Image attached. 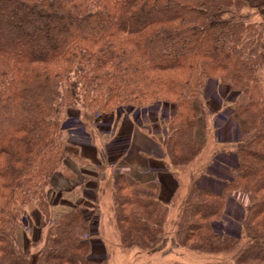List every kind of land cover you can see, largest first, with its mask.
Returning a JSON list of instances; mask_svg holds the SVG:
<instances>
[{
    "label": "trees",
    "instance_id": "trees-1",
    "mask_svg": "<svg viewBox=\"0 0 264 264\" xmlns=\"http://www.w3.org/2000/svg\"><path fill=\"white\" fill-rule=\"evenodd\" d=\"M250 16L243 0H0V264L103 262L91 258L90 218L80 206L49 220L50 179L76 157L62 139L75 120L66 109H79L86 123L94 113L163 105L159 146L166 166H182L203 146L197 127L209 114L211 80L234 90L241 140L217 157V180L191 187L173 240L231 255L205 264H264V23ZM233 190L246 202L235 235L212 225ZM30 207L45 228L35 254L19 239ZM111 208L120 246L152 251L165 239L168 207L158 198L120 179Z\"/></svg>",
    "mask_w": 264,
    "mask_h": 264
},
{
    "label": "rangeland",
    "instance_id": "rangeland-1",
    "mask_svg": "<svg viewBox=\"0 0 264 264\" xmlns=\"http://www.w3.org/2000/svg\"><path fill=\"white\" fill-rule=\"evenodd\" d=\"M243 1L245 3V9L251 15V23H264V0H249V3H247V1L245 0ZM262 71V86L264 87V70ZM214 90L217 91L216 94H214ZM233 91V89L228 88L227 85L225 86V84L221 83L220 81L211 80L207 83L205 87L204 98H206L205 107L208 110L209 114L203 116V123L202 121H200L197 127L198 138L199 140L203 141V146L200 150V153L186 165L175 167H171L169 165L166 166L167 170L170 171V174H172L173 179L175 180L177 190L170 198V201L166 203L168 211L166 214L165 224L163 226V232L165 234V239L163 240V242L158 244L157 248L152 251L134 247L124 248L120 246L118 240V230L115 224V219L113 218V212L111 208V187L110 190H106V192H103V194L99 196V199L96 203L98 204L95 210L96 213L91 211L90 207L85 209L81 207V210L90 218V224L87 228V237L90 236L91 238V247L92 242L95 240L98 241V243L101 244L103 248L106 246V253L103 256H93L90 252L92 260L103 261L101 264H205L209 262H230L231 255L227 256L222 254H205L190 250L186 246H180L173 240V234L176 229V221L179 216L181 205L184 202L191 187H204L207 186V182L209 181L210 183L208 185L210 186L211 181H213L211 180V178L217 180L216 178L218 176L213 170L215 168L214 163H216L217 157L220 158V155L223 156L224 154L231 153L230 151H227L230 149L232 150L234 145L239 142V140H241V135L239 136L238 134L237 124L235 122L234 116L235 104L233 101L235 99L231 98V95L234 94ZM163 107L165 108V106ZM228 107L231 110H229ZM133 110L135 111L136 108H134ZM116 112L94 113L91 121H86V123L85 121L83 123V121L81 120V113L77 108L66 109L64 114H72L70 118L75 119V122H73L74 120H71L72 122H67V125L74 123V127L76 128L69 132L80 130L79 133H81V130L85 129L87 131L86 135L93 136L95 134L100 135L102 130H106L108 128V122L106 125L102 124L101 122L106 123L105 121H110L112 114L121 119V117L117 116ZM162 113H164L166 116H168L169 114L167 109L163 110ZM95 128L97 129L95 130ZM165 134L163 135V138L165 137ZM103 137L107 141L110 136L106 134L103 135ZM68 138L69 137H67L64 132L62 134V139L65 141V144H67ZM222 140L225 141L224 144ZM158 147L160 150L159 155H162L164 159L165 156L163 154L162 148L160 146ZM68 159L73 162H77L79 160L78 157L65 158L62 161L61 166L53 173L50 179L49 186L47 187V192L49 191L51 181L60 169L63 173V175L61 174L62 177H66V174H68L69 177H67L66 179L74 178L72 172H69V170L64 168L63 165V163H65V161ZM81 163L83 164V162ZM228 167L230 170H226L228 171V174H231V169L233 167ZM222 168L221 170H218L221 175L223 172ZM112 171V168H110L111 175ZM229 179L230 178L228 177L226 180ZM117 183L118 181H116L115 179L112 186H116ZM212 185L214 186V188L220 187V184H217L216 182H214ZM84 192H86L85 189ZM171 193L172 189L166 192V195L168 194L169 197ZM157 195L158 194L156 193V196ZM230 197L233 198L234 202L232 206L227 203ZM245 206L246 202L243 198H241L240 192L237 190H233L232 192H230L228 197H226V201L222 208V211L220 212L219 216L213 219L212 225H214L216 229L222 230L224 234L226 233L235 235V233H239L241 230L240 226L243 222V217L245 214ZM34 210L35 209L33 207L27 208L25 216H23V219L25 220H22L21 222V230H25V234L29 237L28 250L32 254L37 253L42 246V242H40L39 240L34 242L35 239L30 238L36 225L32 217ZM50 218L51 217L49 213V220L53 222ZM44 231L45 228H43V230L41 231V235L42 232L44 233ZM215 236L218 237L217 235ZM30 264H34L33 259L31 260Z\"/></svg>",
    "mask_w": 264,
    "mask_h": 264
},
{
    "label": "crops",
    "instance_id": "crops-1",
    "mask_svg": "<svg viewBox=\"0 0 264 264\" xmlns=\"http://www.w3.org/2000/svg\"><path fill=\"white\" fill-rule=\"evenodd\" d=\"M245 1L249 3V0ZM67 116L70 117L72 114ZM105 122L101 123L106 125L108 122L109 126L102 130L100 135H86L85 129H82L81 133L80 130L65 132L69 137L66 150L79 160L73 162L68 159L63 163L64 168L74 175L73 179H66L69 177L68 174L62 177L60 169L51 181L47 199L52 221L74 206L84 209L90 207V210L95 212L99 196L111 189L115 179L116 181L123 179L129 190L140 194H152V197H157L163 203H168L177 190L163 156L159 155L160 150L155 138V140L151 138V135L132 119H119L112 114L110 121ZM106 134L110 136L107 141L103 137ZM222 142L225 143L223 140ZM110 168L113 170L112 175ZM222 169L225 170L224 167ZM171 189L172 193L168 197L166 192ZM227 203L232 206L233 198L230 197ZM32 217L36 225L30 238H34L36 242L41 235L40 215L34 210ZM28 238L25 230L20 229L19 239L24 250L28 249ZM105 247L95 240L92 242L90 252L93 256H103L106 253Z\"/></svg>",
    "mask_w": 264,
    "mask_h": 264
},
{
    "label": "built area",
    "instance_id": "built-area-1",
    "mask_svg": "<svg viewBox=\"0 0 264 264\" xmlns=\"http://www.w3.org/2000/svg\"><path fill=\"white\" fill-rule=\"evenodd\" d=\"M165 108L163 105L154 104L149 107H143L139 110H133L132 107L126 106L122 110L117 111L116 114L123 119H132L136 122L138 126H140L143 130L147 131L151 138H155L154 140L157 142L158 146L161 142L166 140V121L167 116L162 113ZM73 126V127H72ZM67 125V130L76 129L75 125ZM165 137L163 138V135ZM147 197H152V194L143 193Z\"/></svg>",
    "mask_w": 264,
    "mask_h": 264
}]
</instances>
